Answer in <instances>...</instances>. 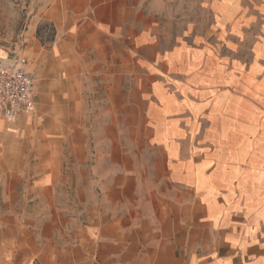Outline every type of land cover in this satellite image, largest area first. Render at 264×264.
<instances>
[{
  "label": "crops",
  "instance_id": "obj_1",
  "mask_svg": "<svg viewBox=\"0 0 264 264\" xmlns=\"http://www.w3.org/2000/svg\"><path fill=\"white\" fill-rule=\"evenodd\" d=\"M38 1L54 39L43 61L41 52L35 54L43 77L35 82L32 148L38 210L30 227L20 229V261L264 264V144L256 138L261 118L239 109V80L220 54L228 33L178 32L157 42L165 0ZM50 65L66 73L67 87L82 88L80 102H89L91 90L96 102L98 91L110 88L109 106L93 113L108 120L95 128L94 166L86 164L87 148H72L75 198L82 205L78 223L55 207V186L69 178L61 173L62 140L43 133L56 134L50 120L81 116L69 110V92L59 98L60 110L53 107ZM112 96L126 110L114 109ZM133 117L141 120L137 127L120 133L115 120ZM39 119L46 123L38 128ZM9 149L18 148L1 143V162ZM88 167L97 173L100 199L85 187L93 182Z\"/></svg>",
  "mask_w": 264,
  "mask_h": 264
},
{
  "label": "rangeland",
  "instance_id": "obj_2",
  "mask_svg": "<svg viewBox=\"0 0 264 264\" xmlns=\"http://www.w3.org/2000/svg\"><path fill=\"white\" fill-rule=\"evenodd\" d=\"M165 2L166 6L160 13V21L155 26L159 43L167 42V38L165 41L163 37L165 34L173 36L178 32L190 37L196 34L204 35L211 29L224 30L228 33L229 36L220 54L223 53L225 60L230 63L231 78H235V81L239 80L238 84H234V91L243 96L239 109L249 114L256 113L261 118L260 134L256 138L260 137V142L264 144V0H165ZM39 3L38 0H0V61L20 63L36 76L37 82L41 83L43 77L37 76L35 54L41 52L40 58L43 61L44 50L53 42L54 30L50 23L40 19ZM157 16L158 14L155 17ZM169 40L173 42V38ZM49 70L53 74V85L50 88L54 95L53 107L60 110L59 98H67L69 92V110H78L81 116L71 117L68 120H50L49 124L55 126L52 127L55 128L56 134L43 133V138L55 137L62 140L61 160L64 161V165L61 173L69 178L68 182L58 183L55 186L57 196L55 207L61 210L63 216H71L78 223V210H81L82 205L75 198L74 178L77 168L71 166L74 161L72 148L78 147L80 150L78 153H82L83 148H87L84 151L88 156L86 164L94 166L95 128L108 120L103 114L100 119L93 118V113L104 111L109 106L107 95L110 88L103 87L98 91L96 102H94L93 90L87 92L91 96L89 102H80L77 93L82 88L67 87L64 71L54 70L53 65H50ZM73 98L77 101L74 102ZM111 98L114 109L126 110V105L118 101L119 97ZM66 109L65 103L64 110ZM128 109L137 110L136 107L130 106ZM34 111L13 119L0 117V123L8 129H0V146L5 142L14 143L18 148L16 152L12 149L6 150L4 161H0V264H47L27 256L20 261L16 244V241L19 242V238L23 236L20 229L30 227L29 218L34 217L35 209L38 210L32 189L35 172V157L32 149L36 127ZM115 121L119 132L123 134L126 133L125 128L137 127L141 120L133 117L119 118ZM45 123V120L39 119L37 127H43ZM125 138L123 143L128 142ZM0 153L3 154L1 150ZM87 169L92 175L93 182L90 185L85 184V187L86 189L91 187L94 196L100 199L101 185L98 183L97 173L92 167ZM61 236L56 237L60 244L64 243ZM52 264L64 263L58 259Z\"/></svg>",
  "mask_w": 264,
  "mask_h": 264
},
{
  "label": "built area",
  "instance_id": "obj_3",
  "mask_svg": "<svg viewBox=\"0 0 264 264\" xmlns=\"http://www.w3.org/2000/svg\"><path fill=\"white\" fill-rule=\"evenodd\" d=\"M35 76L15 61H0V115L13 119L33 112Z\"/></svg>",
  "mask_w": 264,
  "mask_h": 264
}]
</instances>
